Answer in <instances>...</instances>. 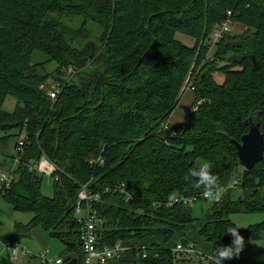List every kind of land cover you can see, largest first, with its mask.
I'll return each instance as SVG.
<instances>
[{
  "label": "trees",
  "instance_id": "obj_1",
  "mask_svg": "<svg viewBox=\"0 0 264 264\" xmlns=\"http://www.w3.org/2000/svg\"><path fill=\"white\" fill-rule=\"evenodd\" d=\"M227 17L245 29L225 33L210 54V33ZM50 76L61 84L55 99L47 92ZM185 83L194 97L170 133L161 124ZM7 96L15 99L12 110L4 107ZM248 119L264 136V0H0V170L26 136L2 197L32 213L15 224L12 242L38 225L63 242L62 259L70 254L72 264H83L75 204L86 184L99 192L91 202L101 220L96 246H129L103 264H176L178 242L210 255L215 243L231 242L222 232L235 226L232 214L264 213V150L247 169L232 141L248 131ZM42 154L65 171L51 182V196L41 190L45 175L29 168ZM97 156L103 161L90 163ZM201 160L211 161L226 189L194 216L190 203L168 202L204 199L185 180ZM237 171L241 192L233 198L227 186ZM122 182L129 198L113 188ZM238 231L244 240L264 239V218Z\"/></svg>",
  "mask_w": 264,
  "mask_h": 264
},
{
  "label": "built area",
  "instance_id": "obj_2",
  "mask_svg": "<svg viewBox=\"0 0 264 264\" xmlns=\"http://www.w3.org/2000/svg\"><path fill=\"white\" fill-rule=\"evenodd\" d=\"M229 13V12H228ZM232 21L229 17L226 20L218 23L209 36V43L211 45L218 42L225 33L231 30ZM69 74L73 71L71 69L68 70ZM193 86L188 83L184 85L183 92L192 89ZM61 90V84L59 81H56L54 85L48 88V95L55 99L57 94ZM196 108V107H194ZM162 129H171V125L168 121H164L162 124ZM174 133V132H172ZM26 142V136H21L18 138L16 143L14 144L12 151L15 156L12 161V165L9 169L0 170V182L1 189L0 194H4L5 188L7 189L14 178L13 171L20 160L21 155L24 153L23 146ZM90 163L96 164L98 162H102L103 158L101 156L93 157L90 160ZM30 170H34L38 173L45 175L48 180V183L59 180L60 173H64V169L60 168L56 162L49 159L46 155L42 154L37 162H32L29 165ZM240 180L239 176H234L232 180L229 182L227 187H235ZM114 189L120 190L123 192L126 198L130 197L129 192L126 189L125 183H120L113 187ZM111 187H106L105 192L109 191ZM223 191L224 187H220ZM203 198V193L201 194ZM199 195L194 196H184V195H176L174 196L168 204H173L176 202L182 203H190L198 198ZM99 198V192L90 191L87 189L86 184H80V188L77 193V200L75 204V210L78 215V219L81 222V233H80V241H81V250L83 254V264H103L109 258L120 257L129 246H125L120 242H116L110 246H103L102 248H98L96 246V226L99 222H101L100 218L97 216L96 209L92 208L91 202ZM2 241L4 247H6L9 251V260L10 264H22L20 261L25 255H33L35 258L42 264H62L63 259L61 256H49L46 252H37L32 253L27 249L26 246L21 244L20 242H12L8 238L0 239ZM173 251L180 256L196 258L202 261H206L210 259V255L203 252L201 249L194 246L192 242L187 244H183L178 242Z\"/></svg>",
  "mask_w": 264,
  "mask_h": 264
},
{
  "label": "rangeland",
  "instance_id": "obj_3",
  "mask_svg": "<svg viewBox=\"0 0 264 264\" xmlns=\"http://www.w3.org/2000/svg\"><path fill=\"white\" fill-rule=\"evenodd\" d=\"M88 26L94 32H97V25L94 22H89ZM244 29H245L244 25L239 24V23H233L229 33L236 35V34L242 32ZM176 37L187 45H192L194 43V38L190 35L185 34V33L177 32ZM215 48H216V44L211 45V47L209 49V53L212 54L213 51L215 50ZM33 54H34V56H33L34 59L38 58L36 56V52H34ZM54 65H55L54 63H50L48 65L47 69H50L52 66L54 67ZM69 69H71V68H69ZM68 74H69V72H68ZM218 78L220 79L221 76H218ZM47 82H48L47 83L48 87H51L52 85L55 84L56 80L53 79L52 76H50L48 78ZM193 97L194 96H193L192 90H186L184 93L183 92L181 93L179 101H178L176 107L174 108L173 112L171 113V115L169 117V123L172 126L175 124H178L183 119L184 114H185L186 110L188 109ZM199 100H201V99H199ZM199 102L200 101H197L196 103H194L192 108L195 109L194 107H197V104ZM14 105H15V99L12 96H7L5 101H4V107L8 110H12L14 108ZM169 130H170V133L174 132L173 128H171ZM21 135L23 136V133ZM16 140H18V138ZM10 154H11V149H10ZM6 158L10 159L9 157H6ZM2 159H3V154H0V161ZM8 164H10V163L8 162ZM11 165H12V163H11ZM11 165H9L4 170L7 171ZM239 174H240V171L234 172L233 177L239 176ZM231 179H232V177H231ZM239 182H240V180H239ZM239 182L231 190V196L233 198H236L240 195L241 189H240V187H238ZM41 190L44 193V195L51 196L53 194V185H52V183H48V180L46 177H44V180L42 182ZM262 192L264 193V186L262 187ZM0 201L2 202L3 200H0ZM211 203L212 202L207 200L206 198L200 199L198 201L190 202V204L192 206L193 215L199 216L204 210H206L211 205ZM16 212L20 213L21 216H23L22 219H24V220H22V221H27L29 219V217H31L30 211H21V212L16 211ZM4 213H6V211H3V214ZM230 217L236 223V226L240 228V227L247 226L249 223H251L252 220L261 221L264 218V213H261V212H259V213H234ZM1 222H2V225L6 224V219L4 218V216H1ZM36 228H37V230H39V232H42L43 234H45L44 235L45 237L44 236L40 237L37 234L36 235L27 234L28 236L24 235V237H22V240H21L22 242L21 241H19V242L21 244H23L24 246H26L27 249L29 251H31L32 253H37V252L42 251V252H46L47 255H49V256L59 255V253L61 252V250H63V247H64L63 242L58 238L51 237L46 231L42 230L40 227H36ZM2 237L3 236H0L1 240H2ZM27 242H29L33 247H30L27 244ZM0 245L2 247H4L2 241H0ZM259 246L261 247L260 249H258ZM263 249H264V239L247 240V241H245L244 248L240 253L241 255L236 257V259L233 260L232 264H244V263H246L244 261H247L249 263L253 262L254 264H264ZM206 262L207 261H205V260L199 261L197 259H191L189 257H183L180 255H177L176 264H205Z\"/></svg>",
  "mask_w": 264,
  "mask_h": 264
},
{
  "label": "clouds",
  "instance_id": "obj_4",
  "mask_svg": "<svg viewBox=\"0 0 264 264\" xmlns=\"http://www.w3.org/2000/svg\"><path fill=\"white\" fill-rule=\"evenodd\" d=\"M212 167L211 161L201 160L195 166L188 168L185 180L193 189L202 190L203 196L207 200L215 202L221 199L223 192L220 189L219 177L213 172ZM238 228L233 225L223 230L222 233L231 234V242L228 244L215 243L210 254L209 264H225V260L239 256L245 241Z\"/></svg>",
  "mask_w": 264,
  "mask_h": 264
},
{
  "label": "crops",
  "instance_id": "obj_5",
  "mask_svg": "<svg viewBox=\"0 0 264 264\" xmlns=\"http://www.w3.org/2000/svg\"><path fill=\"white\" fill-rule=\"evenodd\" d=\"M0 189H1V182H0ZM0 197H1L0 200H3L2 202L0 201V236H3L4 238H8V236H12V234L15 232V224L16 223L26 224L30 220L31 217H29V219L27 221H22V220H24V219H22L23 216H21L20 213L16 212V211H19V210H16L11 204H9L6 200H4V198L2 197L1 194H0ZM3 211H6V213L3 214ZM19 212H21V211H19ZM30 215L32 216V213ZM1 216H4V218L6 219V224L5 225H2ZM255 222H258V221H254V220L251 221V223H255ZM251 223H249V224H251ZM235 226H236V223H235ZM247 226H245V227H247ZM36 227H40V226H38V225L37 226H33L27 232L20 231L19 232L20 234H19L18 241H21L22 237H24V235H27V234H29V235L30 234H32V235H36L37 234L40 237L44 236L45 234H43L42 232H39V230H37ZM245 227H240L238 229L245 228ZM3 237H2V239H4ZM244 241H247V240H244ZM27 244L30 247H33L29 242H27ZM260 248L261 247L259 246L258 249H260ZM263 252H264V249H263ZM240 255L241 254H239V256ZM57 256H60V255H57ZM191 259H196V258H191ZM36 261H37V259L35 258V256L29 254V255H25V257H23L20 262L21 263H24V262H30L31 263V262H36ZM244 262H246L244 264H254L253 262H251V263H249L247 261H244ZM0 264H10L9 251H8V249L6 247L4 248L1 245H0Z\"/></svg>",
  "mask_w": 264,
  "mask_h": 264
},
{
  "label": "water",
  "instance_id": "obj_6",
  "mask_svg": "<svg viewBox=\"0 0 264 264\" xmlns=\"http://www.w3.org/2000/svg\"><path fill=\"white\" fill-rule=\"evenodd\" d=\"M230 43H239L238 40H230ZM248 131L241 136V140L232 139L235 144L238 163L240 167L251 168L254 163L262 158L264 150V136L260 132L259 123L253 122L250 119ZM70 254L63 256V264H72L75 259H70Z\"/></svg>",
  "mask_w": 264,
  "mask_h": 264
}]
</instances>
